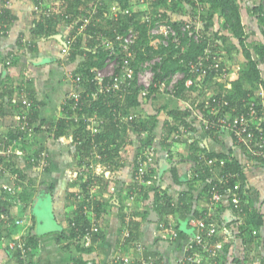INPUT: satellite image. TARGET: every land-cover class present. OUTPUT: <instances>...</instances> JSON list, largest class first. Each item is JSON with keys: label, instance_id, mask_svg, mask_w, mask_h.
I'll return each mask as SVG.
<instances>
[{"label": "crops", "instance_id": "obj_1", "mask_svg": "<svg viewBox=\"0 0 264 264\" xmlns=\"http://www.w3.org/2000/svg\"><path fill=\"white\" fill-rule=\"evenodd\" d=\"M85 1L89 6L95 2ZM110 2L111 0H104L105 4ZM3 3L10 8L14 19L7 32L0 33V92L8 90L0 109V137L13 131L19 121L21 125L23 124L20 117L25 118L27 114L18 115L14 105L21 99L24 103H29L27 100L30 99L35 100L32 111L34 124L40 121L45 123L42 125V131H34L32 127L24 139H15L7 148L0 149V158L8 168V171L0 173V264H23L18 253L9 249L10 240L19 234L26 243L28 238L31 240L29 264H76V259L81 254L84 260L93 259L98 264H111L113 256L119 251L122 238L120 228L123 221L120 220V216L121 214L124 216L128 211L131 219L136 212L147 211L145 219L136 216L131 221L133 224L139 223L138 228L133 236V224L131 225L132 243L127 249L120 251L122 256L129 257L130 264H264V157L256 156L244 143L236 142L228 128L208 133L201 124L200 114V116L191 114L186 118L185 127L173 120L167 115L166 110L177 107L183 109L188 103L169 93L156 94L153 99L141 101V105L135 110L136 114L142 113L147 116L151 115L153 112L151 110L163 106L157 115L159 121L149 143L156 150L152 171L148 183L140 186L145 188L155 184L159 190H165L172 202H178L182 211L160 215L153 207L154 191H149V195L143 200L142 196L135 192V188L131 190L135 196L131 208L125 205L128 200L127 188L136 184L132 174L139 153L138 136L132 131L131 126L127 125L110 145V148H116L114 155L109 159L96 161L98 170L93 171L98 176V187L96 189L95 184L92 186V204L95 206V214L93 212L92 216L94 215V219L97 216L98 220H95L102 232L101 237L95 240L90 254L77 251L72 244L66 245L62 232L67 231L68 218L71 213L73 215L78 204L73 194L75 187L71 185L76 177L72 176H78L81 166L74 156L71 138L67 136L54 138L52 130L48 129L52 123L65 115L63 98L71 88L69 74H75L74 70L79 66L80 59L74 61L69 56L62 55L63 45L53 36L33 39L34 51L28 50L25 45L32 41L30 28L35 18L32 10L33 0H0V6ZM54 6L57 4L54 3ZM165 11L174 21L187 20L192 12L186 2L182 4L180 11L170 12L168 8ZM101 24L106 29L110 28L108 20L102 19ZM213 26L212 22L211 26L204 28V32L208 38L214 40L216 48L221 52L224 48L227 50L228 46L222 39L215 38L218 30H213ZM58 29V34H61L65 42L70 34L69 24L65 20L61 21ZM210 30L212 35L209 33ZM99 47L103 48V45H94L93 52ZM81 49L84 51L90 49L86 38ZM13 58H16L14 59L17 60L16 64L6 63ZM39 58L49 60L36 63ZM225 60L230 66L227 80L220 82L223 84L220 90H214L213 93L219 91L227 93L228 99L232 93L231 82L238 78V73H234V69L230 70L231 66H236V62L232 59L228 62L227 57ZM23 73L27 74L25 78ZM22 84L26 92L20 97L19 88ZM126 93L121 97L122 102L126 98L124 96ZM254 93L257 95L256 98L253 93H248L247 96L236 99L240 106H233L236 107V111L232 110L233 107L230 112L226 111L227 116L232 117L240 113L253 101L257 104L261 101L264 104L263 89H254ZM261 93L262 98H259ZM163 96L166 102L157 104L156 100ZM191 96H195V93ZM125 120L127 121V117ZM261 127L258 130L264 132V127L263 129ZM141 134L147 136L146 132ZM163 136L166 139L161 142ZM191 143H194L195 150L190 148ZM40 146H44L49 153V168L46 172H41L35 167L28 156ZM207 152L229 154L240 164L243 184L238 197L241 206L238 204L232 207L227 197L218 204H211L204 188V176L199 174V171L206 172L205 160L209 158ZM195 156L199 161L194 160ZM218 168V166L213 170L208 168L216 180L223 178ZM3 185L11 186L13 192L3 189ZM238 185L240 186L239 182ZM28 187L34 190L33 198L29 204H25L20 199V193ZM137 188L140 190L139 186ZM46 196L50 199L49 215L42 211L38 212L42 205L40 200ZM244 207L260 214L262 219L260 225L250 226L247 220L249 218L241 213ZM18 219L24 220L20 226L13 224ZM199 220L204 222L205 230L214 227L216 231L214 236L206 238V248L198 254L202 262L192 263L186 258L185 246L194 237L196 223ZM168 227L175 230L178 236L173 238Z\"/></svg>", "mask_w": 264, "mask_h": 264}, {"label": "trees", "instance_id": "obj_2", "mask_svg": "<svg viewBox=\"0 0 264 264\" xmlns=\"http://www.w3.org/2000/svg\"><path fill=\"white\" fill-rule=\"evenodd\" d=\"M36 1V0H33ZM116 1V0H112ZM125 4H127L126 0H121ZM188 1V2H187ZM192 0H181L177 1L175 3H172L169 6H166L165 1L163 0H158V2L155 4L156 6L164 7L165 10H168L171 12H176L180 11L182 4L185 2L192 7L193 3L191 2ZM202 5H204V10L201 12L199 18L201 20H205V27L209 26L212 23L211 17L212 15L207 17V10L208 9H219L220 10V16L222 17L221 20H223L224 24L228 23V26L230 28V31L232 35L238 40L240 47L242 48V53L243 56L246 59L247 67L242 69V71L239 72L238 78L234 81L231 82V94L228 96V99L230 100V104L228 107L224 108V111L230 112L229 110L233 106H240V102H236V99L242 97V96H247L248 93L252 94L254 89H263L264 91V79L262 77V68L263 63H264V33H262V39L256 42L253 46V51L250 48L251 46L246 42L247 41V33L244 30V26L242 24L241 20V10L240 6L235 3L234 0H199ZM65 5L60 7L61 12L63 11L64 13H70L71 15H79L83 16L85 12L90 8L89 5H87V1L85 0H64ZM121 2V3H122ZM208 4V5H207ZM162 5V6H161ZM89 6V7H88ZM207 6L209 8H207ZM84 7V8H83ZM157 9H154L156 11ZM167 11H164L162 13V16L165 17L169 23H172L173 27L178 29L179 24L181 23L182 20L180 21H174L171 20L170 17L166 14ZM0 17L2 20L8 24V28L10 27V24L13 21V15L10 12V8L6 7V3L1 4L0 6ZM62 13L56 14L54 16H51L49 18H44L38 19L35 17L33 19V25L30 28V33H31V42L26 44L25 46L27 47L28 50L34 51V42L33 39H38L42 37H48V36H53L55 34H58V27L59 23L61 21H64L62 19ZM264 19V18H263ZM261 18V21H263ZM131 21V25L134 26L135 30L137 31V41L136 44L133 45V49L136 52V62L142 61L146 58H150L154 54H161L162 55V61L157 64L155 67V72H156V77L155 80H159L165 77H170L171 75L175 74L178 71H183L184 72V77L176 84L174 90L172 92H166L169 93L170 95L172 94L173 96L180 98L181 100H184L188 104L186 105L185 108H174L170 110H166L167 115L171 117L173 120H176L177 122L181 123L182 126H187V123L185 121L186 118H188L191 114H194L198 116L199 114H205L207 110L208 104L211 102V97L209 95L213 94L214 90H220L221 86L223 85L222 83L220 84V80L216 79L217 72L212 69L211 67L206 68V74L203 75L202 78H197L194 73L191 72V67L190 64L188 63L190 61L196 62L199 60L202 55H203V49L205 48L207 44V40H210L213 42L214 40L211 39L210 37L207 38V40H202L199 43H193L191 42L190 45H187L186 39L180 42V45L176 48L175 43L173 41L169 42V45L165 47H157L153 46L152 44L149 45V37L147 35V30L148 27L145 22H142L139 17L135 18H119V23L122 24V26L129 25V22ZM67 24L70 26V34L76 33V27H77V22L75 23L74 21L71 20H65ZM94 20H91V23L87 26L84 34H80L76 36V41L73 44V47L71 48V52L69 54L70 59L72 60H79V66L74 70L75 73L80 74L82 77V87L86 91H91L94 89V83L90 81L92 78V73L90 72L91 68H99L103 65V61L105 56L107 55V50L103 49L102 47L97 48L93 52V47L96 44H101V38L96 39V37H100L104 32V35L106 37L112 38V31L109 29H106L104 25L97 24L94 25ZM108 25L113 26L114 24L108 20ZM123 28V27H122ZM106 29V30H105ZM90 35V36H89ZM226 34H220L218 31L215 33V38L218 40L223 41V43L226 44V39L227 36H224ZM102 37V36H101ZM86 38V40L90 44V49H86L84 51L81 49L82 42ZM185 44V45H183ZM227 45V44H226ZM184 47V50L181 51V48ZM85 52V53H84ZM14 56V55H13ZM82 56L83 59L81 58ZM15 57V56H14ZM17 57V56H16ZM12 59V58H11ZM10 61L11 65H14L17 63V60ZM224 60V59H223ZM222 60V61H223ZM223 66L227 67V71H229V63H227L226 60L223 61ZM262 64V66H261ZM8 65V66H11ZM264 71V70H263ZM24 74V78L27 75L26 73ZM187 78H192L193 82L192 84L187 87L185 85V80ZM88 79V80H87ZM26 80V79H25ZM24 82V81H23ZM22 82V83H23ZM20 91V97L24 92V86L23 84L19 88ZM69 91V90H68ZM67 91V92H68ZM8 90H2L0 92V109L3 106L4 102V96H7ZM19 93V92H18ZM83 93V95H85ZM192 93H195V96H191ZM221 92H216V95H219ZM158 94V88L155 86L151 87V90L149 94L145 97H141L139 93V88L133 86L124 96H126L125 100L122 102V98H118L117 96L113 95L109 98L100 96L96 100L88 101L87 103L83 104L81 107L76 106L75 107V113L78 115V119L75 120L73 117V112L72 110H66L65 109V115L63 118L58 119L56 122L51 124V128L48 130H52L53 132V137L58 138L60 136H67L71 138V145L74 148V156L77 157V160L79 162V165L81 166V171L78 172V176L73 180L74 182L71 183L73 187H75L73 194L77 191H81L82 193L86 194L88 190H90L91 186L94 184V182L98 181V176L95 175L90 168V164L94 163L93 161H99V160H105L111 158L114 153L116 148H110V145L114 143L116 140V136L120 131H124L125 127L128 125L129 127L131 126L132 131H134L139 140V147H138V155L136 160L140 159H146V157L143 155V151L146 149H150L153 153L152 156H154L156 150L154 147H152V144H149L151 142L152 136L155 133L157 124L159 119L157 118V115L159 113L160 108L153 109L151 115L144 116L142 113L136 114L135 110L138 109V107L141 105V101L143 102L144 100L148 99H153V97ZM249 94V95H250ZM142 99V100H140ZM27 102H22V99L18 101V103L14 104L15 105V112H18V115H25L26 117H20L21 122L23 123L22 125L20 124V118L18 119V124L17 126L8 132L7 134L3 135V137H0V149L7 148V146L15 139H24L26 133H28L29 130L32 129L34 131H42V125L45 123L44 121H40L38 124H34V118L32 111L34 110L35 106V100L30 99L27 100ZM260 104H256L257 108L264 107V104L259 101ZM70 103V102H69ZM257 103V102H256ZM34 105V106H33ZM153 107V106H151ZM164 108H166L164 106ZM115 111H114V110ZM132 109V110H131ZM242 109V108H240ZM240 111V110H239ZM140 112V111H138ZM89 115V114H97L98 116H103L105 118V122L103 124V128L100 132L96 133L95 135L91 136L90 131L88 130L87 122L84 120V117L82 116ZM1 115V114H0ZM199 115V116H200ZM115 116L117 118H115ZM76 117V116H75ZM127 117V121L125 118ZM263 124H260L262 126L261 128L263 129L264 127V120L262 122ZM172 128V126H171ZM170 128V131H171ZM206 131L211 132L208 129H204ZM147 134L146 137H142L141 133ZM144 135V134H143ZM166 139V137L161 140ZM93 141V142H91ZM92 143H96L97 147L93 148ZM32 143H30L31 145ZM190 148L192 150H195L194 143H191ZM45 151L47 153V156L43 157L41 153ZM114 151V152H113ZM195 153V151H193ZM96 154H99L101 156L100 159L96 157ZM29 157L33 156L35 157L34 162H31L35 167H37L41 172H46L49 168V153L44 146H40L38 149H34V151L31 154H28ZM44 158V163L42 164V169L39 168V164L42 157ZM194 157V156H193ZM207 157L209 158H216L217 161L218 159H224L225 163L224 165L219 166L223 178H228V182H224L225 186L227 187H233L235 183H240V187L243 184L241 181V178L243 176L242 171H241V166L238 163V161L229 154H215L213 152H207ZM230 158V159H227ZM196 161H199L198 157L195 156ZM154 163V159L152 162H150V165ZM8 165V163H7ZM13 165V164H12ZM151 166H149L148 170L152 171ZM134 170L132 176L135 175V172L137 171L138 164L137 161L134 163ZM218 168V169H219ZM13 172H16V170H13ZM149 173V177H150ZM199 174L204 176V188L205 191L210 190L212 185L216 183V179L212 177V172L206 168V172H200ZM232 174L233 176H229ZM202 176V177H203ZM134 179V178H133ZM154 181V180H153ZM135 186V187H134ZM133 187L129 186L127 188V193L130 194L132 193V188L136 189V193L138 195L142 196V199L144 200L147 198L149 195V191H154V196H153V203H154V209L157 211L160 215L164 214H172V213H177V211H182L181 206L179 205L178 202L174 203L171 201V198L165 190L162 191L159 190L157 186L154 185H149V186H144L145 188H142L140 184L136 183ZM140 187V190H138L137 187ZM219 187L223 188L222 185ZM129 189V190H128ZM33 189L30 187L25 188L20 193V199L22 202L25 204H29L30 201L32 200V194H33ZM236 192L238 194L241 191V188L236 189ZM135 193V194H136ZM137 199V198H136ZM182 199V198H181ZM230 201V205L234 207V204L231 202V199L228 198ZM85 203V202H84ZM82 202H78L76 204V207L73 211V215L68 218V223H70L72 220H75V228L73 231H71L69 228L66 229L68 231H64L62 233L63 237L66 239L67 244L70 245L72 244L74 246V249L77 251H81L82 253L85 254H90L92 251V248L94 246L95 240H97L98 237H101V230L98 226V222H96L97 229L96 231L91 232V238H92V243L89 247H83L79 243L75 242V238L77 236L82 235L86 229L90 228V219L89 216H91L90 213L87 215H84L83 212V204ZM88 208L92 209L91 211L94 212L95 214V206L92 204V199L90 202H87ZM238 206H241L240 204ZM246 207V206H245ZM242 208L241 213L246 215L249 219L248 223L251 224L250 226H258L261 223V216L260 214L258 215L256 211H249L248 208ZM137 214H134L133 218L130 220L129 224L127 225L124 222L123 214L120 216V220L123 221L121 222V232H123L125 229H129L130 231V237L128 238V241H132V230H131V221L136 217H141V219H145L147 217V211H142L141 213L136 212ZM257 216V217H256ZM97 219V216L96 218ZM98 220V219H97ZM96 220V221H97ZM34 221V219H33ZM135 222V220H134ZM139 223L133 224V236L134 232H136V229L138 228ZM71 231V232H70ZM70 233V235H69ZM31 240L29 238L27 239V246H30ZM19 251L18 249L14 248V252ZM77 263L76 264H86L87 259H83V256H79V258L76 259ZM93 262V264H97L95 260L89 259ZM88 260V261H89Z\"/></svg>", "mask_w": 264, "mask_h": 264}, {"label": "built area", "instance_id": "obj_3", "mask_svg": "<svg viewBox=\"0 0 264 264\" xmlns=\"http://www.w3.org/2000/svg\"><path fill=\"white\" fill-rule=\"evenodd\" d=\"M64 0H36L33 1V13L38 19L44 20V18H49L56 14L62 13V18L64 20H71L75 23L77 22L76 33L69 34L66 38L65 45L61 48V54L69 56L71 48L76 41V36L84 34L87 26L94 20V25L100 24L102 19L110 20L116 27L110 26L109 30L112 31V38L106 37L104 32L101 33L102 37H96V39L101 38V44L103 48L107 50V55L104 58L103 65L99 68H91L92 78L90 81L94 83V89L90 92L86 91L82 87V77L80 74L72 73L69 74L71 88L64 95L63 107L64 109H70L73 112V117L75 120L78 119L77 113H75V107H81L88 101L96 100L100 96L109 98L113 95L121 98L122 95L128 92L133 86L139 88V93L141 97H145L149 94L151 87L155 86L158 88V94H167L166 92H172L176 84L184 77L183 71H178L170 77H165L159 80H155L156 72L155 66L162 61L161 54H154L150 58H146L142 61L136 62V52L133 49V45L137 41V31L134 26L129 25L122 26L119 23V18H137L139 17L142 22H145L148 30L147 35L149 37V45L159 47H167L170 41L175 43L177 48L180 42L186 39L187 45L191 42L199 43L202 40H207V34L204 32L203 20L199 18L201 12L204 10V5L201 4L199 0H192L193 6L190 7L192 12L187 20L181 21L178 29L173 27L172 23L162 16L165 8L156 6L155 4L158 0H129L127 4L121 0H116L110 2V4H105L104 0H95L90 8L85 12L83 16L71 15L70 13L61 12L60 7L63 6ZM166 6L171 5L177 1L181 0H163ZM122 2V3H121ZM54 3L57 6H54ZM162 6V5H161ZM154 9H157L154 11ZM123 27V28H122ZM8 30V24L5 23L0 17V33H6ZM90 36V35H89ZM207 44L203 49L202 57L196 62L190 61L191 72L194 75H198L197 78H202L206 74V68L211 67L217 72L216 79L222 81L227 80V67L223 66V53L219 48H216L215 42L207 40ZM184 48H181L183 51ZM223 60V61H222ZM7 64L10 60L6 61ZM88 80V79H87ZM193 82L192 78H187L185 80V85L189 87ZM85 93V95H83ZM211 97V102L207 106L205 114L200 117L201 124L205 129L211 132L219 131L222 128H228L236 142L244 143L251 152L256 156L264 157V132L259 131V125L264 120V107L257 108L256 102L253 101L249 106L244 108L233 115L232 117L227 116V112L224 108L229 106V100L227 99V93H220L216 95L215 93L209 95ZM70 102V103H69ZM70 107V108H69ZM114 110V109H113ZM236 111V107L232 108ZM115 111V110H114ZM76 116V117H75ZM84 117V114L82 115ZM115 118H117L115 116ZM84 120L87 122L88 130L91 132L90 135L93 136L102 130V126L105 122L103 116H98L97 114L85 115ZM93 142V141H91ZM92 147L96 148V143H92ZM150 150V149H149ZM152 151H143V155L146 159H138V168L133 176V180L138 184H147L150 171L148 170L150 162L153 161ZM43 157L47 156V153L43 151L41 153ZM41 156V157H42ZM41 158L39 168L42 169V164L44 163V158ZM98 159L101 158L99 154H96ZM35 157L31 156L29 158L30 162H34ZM207 167L213 170L217 167V164L222 166L225 163L224 159L207 158L205 160ZM93 164H90V168L93 169ZM219 167V166H218ZM8 171L4 160L0 158V173ZM229 176H233L230 174ZM228 178H221L216 180L217 182L212 185L208 191V196L211 204L220 203L225 197L230 198L231 202L236 206L239 204L238 192L240 186L235 183L233 187L225 186L224 182H228ZM95 184V182H94ZM93 184V185H94ZM92 185V186H93ZM220 185L223 188L219 187ZM86 194L81 191L75 192L74 196L77 202H82L83 212L90 213V228L86 229L85 232L75 238V242L79 243L83 247H89L92 243L91 232L96 231V220L94 215L92 216L91 209L88 208L87 202H90L93 198V187ZM3 189L13 192L11 186L3 185ZM134 194L130 193L127 197V202L125 205L127 208H131V204L134 200ZM131 220L130 211L124 217V222L128 225ZM9 224L8 221H5ZM24 220H15L13 224L22 225ZM169 228V227H168ZM205 224L202 220L196 223V232L194 237L190 242L186 243L187 251L191 254L187 255V259L191 262H202L201 257L198 255L200 252L205 250L206 238H211L215 234V228L210 227L206 230ZM169 230L172 232V237L178 236L177 232L171 227ZM129 229H125L122 232V238L119 243V251L113 256L111 264H130L129 257L122 256L121 249H127L132 241H128L130 237ZM18 249V256L23 260V264H29V246L22 239V235H16L10 240L9 249ZM86 264H93L91 260L87 261ZM98 264V263H97Z\"/></svg>", "mask_w": 264, "mask_h": 264}, {"label": "rangeland", "instance_id": "obj_4", "mask_svg": "<svg viewBox=\"0 0 264 264\" xmlns=\"http://www.w3.org/2000/svg\"><path fill=\"white\" fill-rule=\"evenodd\" d=\"M234 1L240 6L242 24L248 36L246 42L251 46L250 48L252 49L254 44L262 39V33H264V19H263L264 18V0H234ZM207 8L209 7L207 6ZM206 12L208 14L207 16L212 15L211 20L214 23L213 30H216V31L218 30L219 34H226L224 36H227L228 38L226 39V44L228 46L227 50L224 48L228 53L224 49H222V52L226 53L222 55V58L225 59L227 57L228 62H230L231 59L233 62H236L235 63L236 66H233V67L231 66L230 70L234 69V73L239 74V72L242 71V69L246 68L247 63H246L245 57H243L242 55L241 47L239 45L238 40L233 35H228L232 33L230 31L228 23L224 24L223 20H221L222 17L220 16L219 9H215V10L208 9ZM261 18L263 19V21H261ZM211 24L209 26H211ZM206 30H208V28ZM209 33L212 35V30H210ZM185 46H183V48ZM236 60H238L239 62H237ZM262 68H264V63H263ZM253 95H254V98L257 97L254 91H253ZM259 98H262V93L259 96ZM164 102H166V99L164 98V96L156 100L157 104H164ZM141 135L143 137V134ZM145 151H151V150L146 149ZM93 162H94L93 164L94 171L98 170V164L96 165L97 162L95 161ZM72 177L75 178L76 176L74 175ZM95 187L97 189L98 181L95 182ZM49 201L50 199L48 196H46L43 200H40V204L42 205H41V209H39L38 212L42 211L44 214L49 215V211H50V208L48 207V204H50ZM82 213L88 216L87 212L86 213L82 212ZM71 216H72V213L70 217ZM75 226H76L75 220H72L70 223L67 224V229L69 228L71 231H73Z\"/></svg>", "mask_w": 264, "mask_h": 264}, {"label": "water", "instance_id": "obj_5", "mask_svg": "<svg viewBox=\"0 0 264 264\" xmlns=\"http://www.w3.org/2000/svg\"><path fill=\"white\" fill-rule=\"evenodd\" d=\"M53 37L55 38V39H57L63 46L65 45V42L62 40V38H61V34H55V35H53ZM47 60H49V58H39L38 60H36V63H39V62H42V61H47ZM38 198H36V200H37ZM35 205V204H34ZM153 215V214H152Z\"/></svg>", "mask_w": 264, "mask_h": 264}, {"label": "clouds", "instance_id": "obj_6", "mask_svg": "<svg viewBox=\"0 0 264 264\" xmlns=\"http://www.w3.org/2000/svg\"><path fill=\"white\" fill-rule=\"evenodd\" d=\"M93 172V171H92ZM94 173V172H93ZM69 235H70V233H69ZM185 249H186V247H185ZM186 251H187V249H186ZM189 254H191L190 253V251H187V255H189ZM187 255H186V257H187ZM188 260V259H187ZM189 261V260H188ZM189 262H191V261H189ZM192 263H198V262H192Z\"/></svg>", "mask_w": 264, "mask_h": 264}]
</instances>
